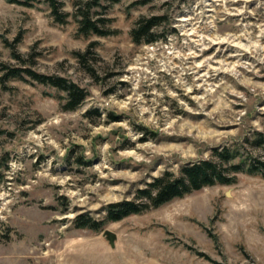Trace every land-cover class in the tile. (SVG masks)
Wrapping results in <instances>:
<instances>
[{
  "label": "rangeland",
  "instance_id": "rangeland-1",
  "mask_svg": "<svg viewBox=\"0 0 264 264\" xmlns=\"http://www.w3.org/2000/svg\"><path fill=\"white\" fill-rule=\"evenodd\" d=\"M61 1L64 24L44 2L0 0V264H264V172L105 220L108 205L216 149L264 160L246 143L264 133V0H101L102 37L79 33L80 0ZM155 15L164 38L135 44L136 23ZM3 65L88 97L66 110L65 93ZM87 217L101 229L79 227Z\"/></svg>",
  "mask_w": 264,
  "mask_h": 264
},
{
  "label": "trees",
  "instance_id": "trees-1",
  "mask_svg": "<svg viewBox=\"0 0 264 264\" xmlns=\"http://www.w3.org/2000/svg\"><path fill=\"white\" fill-rule=\"evenodd\" d=\"M9 3L33 6L37 2L46 3L55 20L59 23L68 22L72 14L62 12L64 2L61 0H7ZM111 3L118 0H108ZM76 7L74 19L78 24V30L84 36H107L108 31L102 28L106 22L103 18H95L93 10L102 7L101 0H80L73 3ZM164 16H152L140 19L131 32L135 44H154L164 36L157 33L159 27L164 23ZM104 26V24H103ZM87 53H90L88 50ZM87 53H77L82 62H87ZM2 70H7L6 76L9 79L30 80L39 84L55 88L66 95V110H76L86 101L88 92L77 83L62 76H52L39 73L32 68H19L3 65ZM89 115V114H88ZM246 143L254 150L264 149V133L255 132L253 137L246 138ZM214 154L217 159L197 161L187 164L181 168L180 176H174L171 172H165L153 181L146 184L136 193L134 200L116 202L106 207V221L118 222L124 218L140 214L149 208H158L176 198H182L192 192L201 190L207 186L216 184L232 185L237 181L238 173L251 175L264 172V160L246 157L241 146H224L216 149ZM238 160V163L234 162ZM79 227L95 231L101 229L102 224L92 218H80L77 220Z\"/></svg>",
  "mask_w": 264,
  "mask_h": 264
},
{
  "label": "water",
  "instance_id": "water-1",
  "mask_svg": "<svg viewBox=\"0 0 264 264\" xmlns=\"http://www.w3.org/2000/svg\"><path fill=\"white\" fill-rule=\"evenodd\" d=\"M106 237L109 241V243L111 244L112 247L115 246V240H116V235L110 231L106 232Z\"/></svg>",
  "mask_w": 264,
  "mask_h": 264
}]
</instances>
